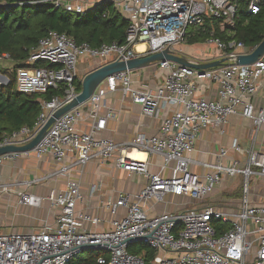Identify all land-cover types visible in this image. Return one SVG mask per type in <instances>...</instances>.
<instances>
[{
  "label": "built area",
  "instance_id": "2783aa9c",
  "mask_svg": "<svg viewBox=\"0 0 264 264\" xmlns=\"http://www.w3.org/2000/svg\"><path fill=\"white\" fill-rule=\"evenodd\" d=\"M103 3L111 4L129 22L124 42L93 48L87 43L77 44L66 34L49 31L29 50L23 66L15 70V85L19 93L44 94L63 84L62 96L41 101L33 126L0 138V148L28 144L57 110L75 99L80 92L76 89L79 57L97 60L103 66L165 49L173 52L176 44L186 40L188 29L202 27L205 18L221 20V29L232 28L237 10V0H14L15 6L46 5L77 16ZM263 5L264 0H250L247 11L255 15ZM7 7L0 2V8ZM206 42L215 43L220 59L227 60L225 65L196 70L171 61L158 62L164 78L156 90L133 88L131 71L116 73L98 85L86 102L55 119L33 149L0 156L1 165L21 157L49 155L61 164L50 176L67 178L62 191L47 197L51 205L59 208L54 227L28 233L0 232V264H69L82 251L90 250L103 253L97 257V264H144L142 255L127 251L136 243L156 251L151 264H264V194L259 198L256 193L257 184L264 193V152L252 145L244 148L235 139L230 150L237 158H228L225 148L219 149L213 162L196 161L190 156L201 131L220 128L231 116L238 115L251 124L252 138L264 126V104L256 107L254 102L259 93L264 99V55L252 65L239 66L232 61L246 49L242 43L216 39ZM139 45L144 46L143 50H137ZM255 47L247 50L250 53ZM11 62L9 54H0L3 69ZM39 62L55 68L35 67ZM199 83L217 85V98L198 97ZM117 90L138 105L144 116L157 118L164 113L158 135L139 134L126 143L96 137L112 116L110 112L101 114L103 100ZM84 119L90 123L88 132L77 128ZM133 152L159 156L162 166L152 174L148 161L130 156ZM67 158L70 160L64 164ZM94 161H112L119 170L147 178L146 185L134 196L119 194L115 201L105 204L113 216L124 209L123 216L113 220L106 231L84 229L85 222L95 225L98 220L76 211L80 184L71 174ZM193 167L207 172L195 173ZM165 171L168 175H164ZM239 176L240 197L234 208L217 210L206 205L150 217L142 207L149 200L166 203L168 197L201 201L223 180ZM39 181L0 184V192L17 188L20 205L38 207L41 198L19 188ZM100 188V184L93 186L92 192ZM214 221L230 228L217 234Z\"/></svg>",
  "mask_w": 264,
  "mask_h": 264
},
{
  "label": "crops",
  "instance_id": "0c3cea01",
  "mask_svg": "<svg viewBox=\"0 0 264 264\" xmlns=\"http://www.w3.org/2000/svg\"><path fill=\"white\" fill-rule=\"evenodd\" d=\"M196 45L188 46L193 49ZM144 46H137V50H143ZM177 51L173 48V53L177 56H184L193 62L204 64L214 62L220 59L204 57L193 53L192 50ZM241 53L247 54L249 50L245 49ZM144 57V56H142ZM100 62L86 57L80 59L77 65V81L82 82V79L91 71L96 69ZM132 86L138 90H156L163 81L164 73L159 69L158 62L149 66L131 71ZM218 87L215 84L199 83L197 96L207 100H214L217 98ZM256 107H262L264 104L263 96L259 93L254 99ZM101 114L110 112L112 116L107 119L104 130L98 132L96 137L110 139L115 143H126L131 141L135 136L143 134L146 136H156L159 134V128L164 116V113L156 117L144 116L141 108L132 103L131 99L123 96L120 90L114 93H109L104 98L102 103ZM170 111V110H168ZM168 112H166L167 114ZM77 128L81 132H88L90 123L88 119L80 122ZM251 124L236 115L231 116L224 126L215 129H205L200 132L194 146V151L190 155L192 159L201 162H213L214 155L218 153L220 148L228 150V158H237L236 154L230 150V145L233 140L247 148L253 145L257 151L264 152V126L252 138ZM254 140V142H252ZM136 155V154H135ZM138 156L132 157L148 161V171L152 174L157 173L162 166V159L159 156H145L138 153ZM71 157V156H69ZM70 158L64 160V164L68 163ZM35 161V163L33 162ZM225 161H228L226 159ZM61 165V164H60ZM60 165H58L51 156L35 157H21L12 161H5L0 165V184H8L18 180L34 181L30 186L21 187L19 189L26 191L29 194L41 198V204L38 207H26L15 202L17 198V188H10L7 194L0 192V209H14L19 213V216L24 217V229L19 231L15 222L6 220L7 217L0 216V232L1 233H28L39 230H51L54 227L56 214L59 208L51 205L47 200L51 192H60L65 188L67 178L63 176H50L55 172ZM193 172L204 173L199 167H193ZM168 175V171L163 172ZM73 180H77L80 184V201L77 203V213H83L90 218H96L98 222L95 225L91 223H84L83 228L89 231H106L110 230L111 222L115 219L121 218L124 214V209H119L117 215L113 216L109 210L106 209L107 202L115 201L119 194H129L134 196L147 183V178L143 175L129 174L117 169L112 161L100 162L94 161L87 164L83 169L74 170L71 174ZM228 179L223 180L222 184L206 197L204 200L191 202L183 198L168 197L166 203H155L152 200L142 203V207L147 214L157 216L162 213H171L178 209H186L188 207H204L206 205L214 206L211 203L218 198L225 200L223 204L226 210L234 208L237 200H229L226 198L228 192ZM137 181L135 185L134 182ZM100 184L101 188L92 192L93 186ZM2 193V194H1ZM231 195V194H230ZM229 195V196H230ZM223 196V197H222ZM228 196V195H227ZM221 200V201H222ZM8 203V205H4ZM5 206V207H4ZM15 206V207H14ZM4 210V211H5ZM16 213V212H15ZM10 224V225H9ZM20 226L22 223H19ZM7 225H9L7 227Z\"/></svg>",
  "mask_w": 264,
  "mask_h": 264
},
{
  "label": "trees",
  "instance_id": "16d2710c",
  "mask_svg": "<svg viewBox=\"0 0 264 264\" xmlns=\"http://www.w3.org/2000/svg\"><path fill=\"white\" fill-rule=\"evenodd\" d=\"M4 1L9 7L0 8V54L7 53L12 59V69L4 68L9 76L7 85H0V138L23 127L31 128L40 114V102L62 96L64 85L50 89L44 94H23L16 90L15 70L23 66L29 50L35 48L49 31L66 34L77 44L87 43L96 48L112 42L123 43L129 22L118 14L109 3L98 4L83 16L67 14L50 6H15L14 0ZM250 0H237L233 27L221 29L219 19L205 18L202 27H191L184 43L189 46L216 39L223 43L235 41L246 49L257 46L264 39V5L255 15L248 13ZM37 68H55L48 63H36ZM81 90L80 81L76 82ZM217 234L230 228L221 221H214ZM131 254L142 255L144 264H151L156 251L145 244L136 243L127 248ZM83 253V252H82ZM69 264H97L102 252L85 251Z\"/></svg>",
  "mask_w": 264,
  "mask_h": 264
},
{
  "label": "water",
  "instance_id": "95a60500",
  "mask_svg": "<svg viewBox=\"0 0 264 264\" xmlns=\"http://www.w3.org/2000/svg\"><path fill=\"white\" fill-rule=\"evenodd\" d=\"M263 55H264V39L250 53L247 54L242 53L237 55L233 59L232 63L239 66L252 65ZM165 60L174 62L180 66H184L196 70H207V69L219 67L225 65L227 62L226 58H221L214 62L199 64L193 62L192 60L184 56H177L168 49H165L162 52H158L144 57H136L127 62L116 61V62L108 63L103 66H99L90 73H88L82 79L81 90L78 93V95L75 97V99L65 107L57 110L52 115V117H50L47 123L42 127V129L38 132V134L28 144L21 147L7 146L0 148V156L8 153H22L33 149L42 139L46 130L49 128V126L53 123L55 119L59 118L64 113L86 102L93 94L94 90L98 87V85H100L106 78L116 73L138 70L140 68ZM3 80L4 82L1 83L0 85H7L8 84L7 79L4 78ZM136 241H143V239H137Z\"/></svg>",
  "mask_w": 264,
  "mask_h": 264
},
{
  "label": "rangeland",
  "instance_id": "374dc122",
  "mask_svg": "<svg viewBox=\"0 0 264 264\" xmlns=\"http://www.w3.org/2000/svg\"><path fill=\"white\" fill-rule=\"evenodd\" d=\"M191 28V27H190ZM189 28V29H190ZM188 29V31H189ZM187 31V32H188ZM189 45H187L186 43H179V44H176L175 45V48L177 49V51H185V50H190L191 48H188ZM193 51V53L195 54H199L201 56H204V57H213V58H219V56L221 55L219 52V50L217 49L215 43H212V44H208L207 42L205 43H202V44H198L196 45L193 49H191ZM83 58V57H79L78 58V62L80 61V59ZM4 68H8L9 71H11L12 69V64L11 63H6L5 64V67ZM7 79V81L9 82V76L4 74V69L0 66V84L4 82V78ZM253 146V145H252ZM254 147V146H253ZM35 163V161H33ZM18 181H21V180H18ZM21 182H24V180H22ZM228 182V192L229 194H226L224 196H226V198H232V199H229V200H237L239 197H240V189H241V184H242V178L239 176V177H236L235 179H228L227 180ZM12 183V182H11ZM134 184L136 185L137 184V181L134 182ZM261 184H257L256 185V188L257 190L259 191H256V193L259 195V198H260V195H263L264 193L262 192V190H260V186ZM253 188H254V183L252 184L251 186V193L253 192ZM9 190H7L6 192H2L3 194H7ZM1 193V194H2ZM251 193H250V198H251ZM231 194V195H230ZM228 195V196H227ZM230 195V196H229ZM223 197V196H222ZM253 198V196H252ZM254 199H257L256 197ZM15 202H17L18 199L15 198ZM220 198H218L217 200H213L211 201L212 204H214L215 208L217 210H220V209H223V208H226V206H224V202L227 200H222ZM257 201V200H256ZM4 205H8V203L4 204ZM1 206V205H0ZM5 207V206H4ZM15 207V206H14ZM11 208V207H7V209H0V216L1 217H7L6 220H11L12 222H15L17 227L19 228V231L22 232L25 228V224H24V221L26 220L24 217L22 216H19V213L17 214V211L14 209H10L8 211V209ZM5 210V211H4ZM16 212V213H15ZM19 223H22L21 226ZM10 225V224H9ZM7 225V227L9 226ZM86 255L85 252L81 253V256L84 257Z\"/></svg>",
  "mask_w": 264,
  "mask_h": 264
},
{
  "label": "bare ground",
  "instance_id": "6f19581e",
  "mask_svg": "<svg viewBox=\"0 0 264 264\" xmlns=\"http://www.w3.org/2000/svg\"><path fill=\"white\" fill-rule=\"evenodd\" d=\"M138 153H140V152H133L132 154H133V156H138V155H137ZM132 154H130V156H131ZM135 154H136V155H135Z\"/></svg>",
  "mask_w": 264,
  "mask_h": 264
}]
</instances>
